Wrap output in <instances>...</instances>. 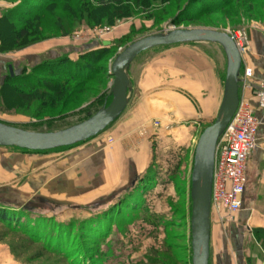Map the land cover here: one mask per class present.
I'll use <instances>...</instances> for the list:
<instances>
[{"label": "rangeland", "instance_id": "obj_1", "mask_svg": "<svg viewBox=\"0 0 264 264\" xmlns=\"http://www.w3.org/2000/svg\"><path fill=\"white\" fill-rule=\"evenodd\" d=\"M187 1L153 0L150 6L139 8L135 1L124 0L131 7L130 16L114 23L103 19L95 24L80 16L85 0L81 4L78 0H65L41 13L37 27H31V33L19 43L13 37L12 27L5 22L3 28L0 26L4 81L10 71H30L42 61L58 56L77 58L88 49L100 47L103 41L112 42L114 53L98 63L109 69L116 54L132 41L168 29H214L229 34L245 31L250 41L247 58H264V0H231L217 13H197L190 17V13L203 8L192 6L183 17L179 16V9ZM13 2L0 0V13ZM90 2L98 4V0ZM94 11L97 16L111 14L110 10ZM58 19H62L63 30L57 27ZM15 21L21 26L26 20L15 15ZM2 39L5 50L1 49ZM136 58L127 67L132 78L129 102L103 132L76 145L44 152L0 146V204L18 207L14 209L27 213L31 219L40 215L48 223L71 224L73 231L75 228L81 232L91 224L90 220L100 221L102 216L95 218L99 213L123 199L132 181L145 177V174L134 175L130 183L125 181L130 177L127 174L130 166L152 155L145 171L151 181L154 176L159 180H155L150 191L148 209L129 212L128 204L122 212L125 218L121 212L119 218L115 212L109 213H113L110 235L99 247L106 255L99 260L107 257L105 264H193L190 193L194 154L202 132L217 116L227 58L224 48L213 41L159 46ZM108 73H98L90 80L70 81L62 89H56L59 95L55 99L49 91L43 101H33L30 107L17 102L11 92L0 102V122L35 132H54L77 125L110 104L113 77ZM37 74L45 80L67 77L46 70ZM163 96L177 99L182 103L180 109L195 115L183 123L185 132L177 135L176 142L154 136V130L161 129L154 127L156 121L166 132L175 128L169 119L172 109L162 103ZM171 163H176V169L172 178H168ZM139 192L138 189L137 195ZM23 207L33 212H23ZM253 214L243 223L236 222L238 214L232 220L211 216L209 264H264V242L254 231L260 220H255ZM130 215L131 222L126 220ZM36 238L37 235L29 239L0 222V264H75L71 253L57 254ZM83 238L71 236V241L83 243L78 247L82 250L78 255L84 259L91 254L85 263L93 264V246Z\"/></svg>", "mask_w": 264, "mask_h": 264}, {"label": "trees", "instance_id": "obj_2", "mask_svg": "<svg viewBox=\"0 0 264 264\" xmlns=\"http://www.w3.org/2000/svg\"><path fill=\"white\" fill-rule=\"evenodd\" d=\"M30 1V2H29ZM65 0H14L18 2L16 5H11L6 9L3 13H0V26L3 28V24L8 22L12 27V33H14L13 37L17 43L21 42L23 38H26L32 31V28H36L37 19L40 18L41 13L48 9V7L53 6L58 3H62ZM84 0L79 1L78 4ZM91 0H85V3L82 4L85 9L80 13V16H83L91 22L95 24H100V22L104 19H108L110 23H114L116 19H120L123 17H128L131 15V7L126 6L124 4V0H98V4L93 5ZM135 1L138 7H142L144 5H151L153 0H130ZM231 0H188L182 7L179 9L178 15L182 16L187 12L189 8L196 7L199 8L198 12H192L188 16L192 17L198 14H210L217 13L224 9ZM80 2V3H79ZM98 9L99 12H104L110 10V16L106 15H95V11ZM71 8V7H69ZM72 10V9H70ZM115 10V11H114ZM72 12V11H70ZM86 14V16H84ZM15 15L19 18H24L26 21L23 25L19 26L15 21ZM81 17V18H83ZM175 20V17H174ZM176 22V21H175ZM58 29H64L62 24V19H58L56 21ZM32 27V28H31ZM67 32H65L66 34ZM3 40V39H2ZM134 42V41H132ZM131 42V43H132ZM5 44L3 40V45ZM1 46V45H0ZM2 50L6 49V46H2ZM114 52L112 51V42L103 41L102 45L98 48L88 49L82 53H80L77 58H71L69 55L58 56L52 59H48L46 61H42L40 64L36 65L32 70H24L22 72L14 73L10 71L5 78L4 83L0 88V102L2 98L9 95L11 92L17 98V102H20L26 107H30L33 101H43L44 95L49 91L51 93V98L55 99L59 93L56 89H62L65 87L67 83L73 80H90L96 77L98 73H108L110 70L106 67H101L99 65L100 59L110 56ZM50 72L52 74H62L67 77L66 79H49L45 80L37 74V71ZM242 70V69H241ZM109 76H112L108 73ZM213 123V122H212ZM211 123V124H212ZM80 143V142H79ZM78 144V143H76ZM74 144V145H76ZM73 146V145H71ZM69 147V146H67ZM16 148V147H13ZM66 148V147H60ZM56 148V149H60ZM28 152H44V151H29L26 149H20ZM52 149V150H56ZM48 151V150H46ZM172 164V163H171ZM176 164V163H175ZM173 163L172 165H168L170 169H167L168 178H172V172L175 171L176 166ZM159 178L155 177L151 181V176H148V172L145 173V177L132 181L125 192L123 199H120L117 204L110 207L105 212L99 213L95 218L102 219L98 220H90L92 227L88 225L83 231H73V227L71 224H67L66 226L62 223L53 224L48 223L46 217L43 216L35 217L31 219L30 216L26 214H22L20 211H17L14 208L18 207H8L6 205L0 204V222L4 225L8 226L12 230L16 232L24 233L29 237V239H33L34 236L37 235V240L42 241L46 247L50 248L51 251L54 249L55 253L62 255L73 256L72 262L75 260V264H86L85 260L88 258L87 256H91V254H87L86 257L81 259V256L78 255L80 250L78 247L83 243H76L75 239L79 236H84L85 242H89L93 246L94 251V259H92L93 264H105L107 257H103V261L99 260L101 256H105L106 254L100 250V246L103 243H106L107 238L110 235L111 231V223H109L110 218L113 220V213L115 212L116 217L119 218L120 212L124 211V207H127L129 204V212L131 210H139L146 211L148 209V197L151 196V189L155 185V180ZM161 182V181H160ZM166 181H162L161 183H166ZM165 185V184H164ZM140 190L137 195V190ZM132 197V202H130V198ZM114 210V211H113ZM30 212L31 209L27 207H23V212ZM33 212V211H32ZM112 215H109V213ZM128 211H125V214ZM103 213V214H102ZM101 214V215H100ZM108 215V216H106ZM127 215V214H126ZM104 216V217H103ZM125 218L124 213H122V218ZM127 217V216H126ZM107 218V219H106ZM126 220L131 222V215L127 217ZM83 223H80V225ZM72 227V229H71ZM84 228V227H83ZM73 231V232H72ZM255 233L257 234L258 239L264 242V228H255ZM80 232L76 235L75 233ZM37 233V234H36ZM71 236H74V242L71 241ZM87 240V241H86ZM86 243V244H87ZM57 248V249H55ZM61 248V249H60ZM64 249V250H63Z\"/></svg>", "mask_w": 264, "mask_h": 264}, {"label": "water", "instance_id": "obj_3", "mask_svg": "<svg viewBox=\"0 0 264 264\" xmlns=\"http://www.w3.org/2000/svg\"><path fill=\"white\" fill-rule=\"evenodd\" d=\"M190 41L219 43L227 58L225 92L213 123L202 132L194 154L191 183V248L193 264H209L211 217L210 203L215 149L219 136L232 119L239 104V76L242 54L234 37L214 29H168L141 37L116 54L110 64L112 100L87 120L54 132H35L0 122V146L29 151H46L67 147L88 140L103 132L116 120L129 102L131 87L129 64L148 49Z\"/></svg>", "mask_w": 264, "mask_h": 264}, {"label": "built area", "instance_id": "obj_4", "mask_svg": "<svg viewBox=\"0 0 264 264\" xmlns=\"http://www.w3.org/2000/svg\"><path fill=\"white\" fill-rule=\"evenodd\" d=\"M242 54L243 66L239 76V104L221 135L215 149L210 203V217L233 219L243 207L248 183L249 160L257 147L260 119L257 108L246 92L252 91L259 107L264 108V78L254 83V68L246 63L250 41L247 32L230 34ZM110 73V71H109ZM155 128H161L159 121ZM168 128V126H166ZM169 129V128H168Z\"/></svg>", "mask_w": 264, "mask_h": 264}, {"label": "crops", "instance_id": "obj_5", "mask_svg": "<svg viewBox=\"0 0 264 264\" xmlns=\"http://www.w3.org/2000/svg\"><path fill=\"white\" fill-rule=\"evenodd\" d=\"M179 44V43H177ZM248 55H245L246 63L254 68V83H257L260 79L264 78V58L259 56L258 58H254L250 56V59L247 58ZM139 58V57H138ZM137 58H135L131 64H133ZM7 66V65H6ZM4 68H5V62L0 64V87L3 84L4 81ZM174 71H176L174 69ZM173 71H171L172 74ZM162 74V73H161ZM130 75V74H129ZM157 76V75H156ZM155 76V78H156ZM130 79H132L130 77ZM156 80V79H155ZM132 82V81H131ZM184 87V84L181 85ZM241 91V87H240ZM225 92V86L223 87V92L220 95L221 102L223 100ZM247 97L251 98L253 104L257 108V115L261 121L259 132H258V141H257V147L253 151L251 158L249 160V168H248V183L247 188L244 194L243 198V207L241 211L237 215V221H241L243 223L245 221V218L247 216H250L254 213H257V215L253 214V217H255V220H260L259 225H255V228H264V108L259 107L257 103V99L253 95L252 91L249 90L246 92ZM177 99L179 100V97L176 95ZM164 100H162V103H165L169 105V109H172L169 115V119L174 122L175 128L169 129L168 132H166L165 129H158L154 130V136H156V139L162 140L163 138L167 140H174L176 142L177 135L180 134V136L185 132L183 129V123L186 122L190 118H194L195 115L193 114H186L184 109H180V105L182 104L180 101L178 102L177 99H169L165 98L163 96ZM221 102L216 106V113L217 115L219 107L221 105ZM169 112V111H168ZM216 118V116L214 117ZM211 119V118H210ZM173 129V130H172ZM150 157L146 159H140L139 164L130 166V172L127 174L130 175V177L126 178L125 181L130 183V179L132 176H141L145 174V170L147 169ZM119 158V157H118ZM117 159V157L115 158ZM74 164H77L76 166L79 167V162H75ZM132 170V172H131ZM130 180V181H129ZM122 179L119 180L121 183ZM124 181V182H125ZM126 182V183H127ZM245 208V209H244ZM248 209V210H247ZM257 209V210H256ZM252 211V213H251ZM259 215V216H258ZM252 217V218H253ZM212 226V225H211ZM212 232V227H211ZM211 242V239H210Z\"/></svg>", "mask_w": 264, "mask_h": 264}]
</instances>
